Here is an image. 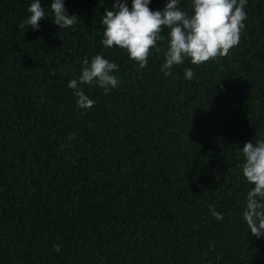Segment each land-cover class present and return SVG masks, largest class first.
I'll return each mask as SVG.
<instances>
[{
  "label": "trees",
  "instance_id": "16d2710c",
  "mask_svg": "<svg viewBox=\"0 0 264 264\" xmlns=\"http://www.w3.org/2000/svg\"><path fill=\"white\" fill-rule=\"evenodd\" d=\"M63 2L73 26L49 13L33 30L19 27L31 0H0V264H264L239 167L243 142L264 131V0H247L227 55L168 76L162 53L141 69L101 46L112 0ZM96 53L121 82L83 86L95 103L80 109L66 83Z\"/></svg>",
  "mask_w": 264,
  "mask_h": 264
},
{
  "label": "clouds",
  "instance_id": "9594fccd",
  "mask_svg": "<svg viewBox=\"0 0 264 264\" xmlns=\"http://www.w3.org/2000/svg\"><path fill=\"white\" fill-rule=\"evenodd\" d=\"M151 0H112L111 10L105 7L100 25L103 48L118 47L139 68L148 65L150 50L162 53L160 71L168 76L173 66L189 63L199 65L209 59L228 54L240 40L247 18V0H188L187 9L180 0H165L160 9H150ZM26 16L19 27L38 30V21L52 16V23L59 28L73 26L76 14H68L63 0H49V11L41 0H31L25 9ZM167 30L166 33L164 30ZM119 65L96 53L80 60L77 76L69 79L66 87L72 90L75 105L80 109L91 107L95 101L85 93L83 86L98 87L104 93L116 88L120 79L116 75ZM194 76L193 69L185 67L184 79ZM240 173L248 185L241 209L246 229L254 237L264 236V131L258 138L243 142L239 148ZM211 217L223 219L215 205H208ZM55 251L60 245L54 244Z\"/></svg>",
  "mask_w": 264,
  "mask_h": 264
}]
</instances>
